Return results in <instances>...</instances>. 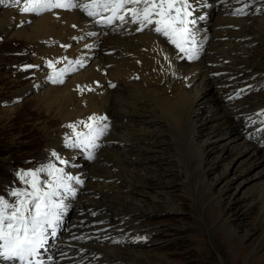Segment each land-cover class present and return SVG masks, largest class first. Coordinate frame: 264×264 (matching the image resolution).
Masks as SVG:
<instances>
[{
    "label": "bare ground",
    "instance_id": "obj_1",
    "mask_svg": "<svg viewBox=\"0 0 264 264\" xmlns=\"http://www.w3.org/2000/svg\"><path fill=\"white\" fill-rule=\"evenodd\" d=\"M260 1L196 0L199 25L195 30L204 47L199 58L191 61L182 59L150 29L137 32V25L119 22L108 25L110 27H99L79 9L53 10L36 17L19 13L15 8L0 16L1 32L30 44H40L41 55L54 62L55 67L48 68L44 75L39 71L37 82L28 83L16 92L43 89L32 100L35 101L34 108L45 111L48 118L60 121L59 126L47 135L53 142V151L69 161L64 166L68 172L74 170L75 175L79 171L84 178L82 185L72 182L77 194L66 200L67 212L61 224L64 230L41 250L39 258L43 264H101L118 260L117 264H141L142 260L138 259L142 253L141 244L127 247V244L117 242L114 235L124 233L126 229L153 231L146 223H134L150 208L147 202L152 194L161 197L167 210L176 209L175 201L165 193L166 190L157 187L154 176L147 171L159 169V164L167 160H173L179 165L178 172L189 176L194 171H203L198 166L203 167V162L208 160L209 152L203 149L210 136L200 141L197 135L202 134L204 128L210 130L212 138L227 136L220 150L228 149L230 141L239 139L234 143L237 154L233 157H239L237 172L226 178L225 186L230 187L234 175L257 167L253 174L242 178L235 186L239 189L245 182L253 180L252 184L257 183L256 192L230 198L231 201H249L247 209L238 217L244 220L256 201L261 203L264 211V141L256 142L245 135L249 129L255 135L256 125L252 126V118L246 117L264 105V98L261 94L257 100L239 99L234 104L228 101L235 88L255 82L258 75L264 76V67L254 65L245 57L260 56L259 47L253 43H264V12L253 15L232 13V8L243 3L252 5L254 10ZM224 4H229L232 11L220 6ZM209 8L217 9L214 22L203 13ZM12 14L13 23L10 22ZM85 44L92 47L85 48ZM33 56L38 66L44 64L37 53L33 52ZM65 57L67 60L62 59ZM80 58L85 60L84 66L76 65L77 70L68 73L64 83L53 84L47 79L63 64ZM161 69L163 73L158 72ZM93 81L102 84L92 87ZM109 83L115 87H109ZM78 86L83 91L78 90ZM208 104L206 116L194 118V114ZM10 110V115L17 111L16 107ZM99 111L109 115V129L97 142L99 147L92 150L94 159L89 160V149L77 155L74 148L65 147L66 135L72 134L67 125L87 120ZM0 117L5 118L3 114ZM237 117L243 119V123H238ZM207 121L211 123L207 124ZM42 128L49 127L44 124ZM83 129L81 125L78 131ZM257 133L264 137V131ZM76 157L79 158L75 160ZM231 165L227 164L225 174ZM187 187L192 192L193 186ZM192 198L198 213L204 216L203 207L208 196L204 199L202 196L199 201ZM212 206L215 205L207 203L205 210ZM217 213L215 211L213 216ZM224 222L228 224L229 221ZM224 241L230 243V239ZM249 246L243 245L239 250L240 259Z\"/></svg>",
    "mask_w": 264,
    "mask_h": 264
},
{
    "label": "rangeland",
    "instance_id": "obj_2",
    "mask_svg": "<svg viewBox=\"0 0 264 264\" xmlns=\"http://www.w3.org/2000/svg\"><path fill=\"white\" fill-rule=\"evenodd\" d=\"M262 1L257 5H261ZM220 6L226 11H232L229 9V4ZM251 8L249 7L250 10ZM7 10L12 11L11 6L0 5V16H4ZM216 11L217 9L209 8L204 9L203 13L209 19L211 18L210 22H214ZM249 14L255 13L252 11ZM19 41L25 42V47H20ZM253 44L259 47L257 52L260 56L254 58L252 55L249 58L250 56L246 55L245 57H248L247 59H250L254 65L264 67V43ZM32 45L26 40L11 38L0 31V115L5 116V118L0 117V196H4L9 201L13 200L8 195L12 188L24 187L16 177L18 170L34 169L49 162L56 163L58 166V161L50 154L53 152V142L47 135L49 131L59 126L60 121L48 118L45 111L34 108L35 101L32 100L43 89L16 92L28 83L37 82L39 79L33 67L25 68L27 65H36L33 53L28 51L35 52L38 46ZM39 67L45 71L48 66L43 64ZM262 78L264 76L258 75L255 81L260 82ZM261 94L264 98V89H256L239 99L257 100ZM11 107L17 109L13 115H10ZM209 107V104L205 105L204 110H199L194 114V118L205 117ZM241 120L243 119L238 118V123H243ZM44 124H47L49 128L44 130L42 128ZM247 133L251 136L249 137ZM247 133L245 135L248 139L256 142L264 141L262 134L258 138V133L254 135L250 129ZM212 136L213 134L207 128H204L202 134L197 135V140L200 141L209 137L203 149L209 152L208 160L203 162V167L198 166L199 169L203 168V171L201 169L199 170L201 172L194 171L190 176L188 173L178 172L179 165L173 160L163 161L159 164V169L153 168L147 171L150 176H154L157 187L166 190L165 193L175 201L176 209L167 210L161 197L157 194L150 195L151 200L147 202L150 208L146 209L145 216L134 222L141 221L146 223L149 229L154 230L148 244L140 245L142 253L138 259L142 260L141 264H264V211L261 203L256 201L257 204L247 212V216L242 220L238 214L247 209L249 201L247 199L230 200L232 197L246 195L251 191L256 192L257 183L252 184L253 180L245 182L239 189H235V186L242 178L253 174L257 167L234 175L229 183L230 187L225 186L226 178L237 172L236 163L239 157L236 158L237 160L233 157L237 154V147L234 143L239 139L230 141L228 149L220 150V145L227 139V136H215L214 138ZM78 158L76 157L75 160ZM228 163L232 165L225 174ZM187 185L193 186L192 192ZM148 188L154 191V188ZM187 191H189L188 194ZM192 196L197 201L202 196L203 199L208 196L203 207L204 216L198 213L196 204L192 202ZM209 202L215 206L205 210ZM215 211L218 213L213 216ZM224 220H228V224H224ZM63 230L60 226L59 233ZM127 230L132 229H126L125 232ZM132 233L133 231L130 232ZM226 239H230L229 244L224 241ZM133 245L134 243L128 242L126 246L132 247ZM243 245L250 246L240 259L239 250Z\"/></svg>",
    "mask_w": 264,
    "mask_h": 264
},
{
    "label": "snow or ice",
    "instance_id": "obj_3",
    "mask_svg": "<svg viewBox=\"0 0 264 264\" xmlns=\"http://www.w3.org/2000/svg\"><path fill=\"white\" fill-rule=\"evenodd\" d=\"M3 3L5 0H0V4ZM9 3L17 7L19 13L36 17L53 10L79 9L97 24L132 23L137 25V32L151 28L165 37L182 54V59L196 60L201 52L195 30V0H9ZM236 14L246 13L243 9H238ZM72 27L75 28L76 25ZM90 47L92 45L85 44V48ZM62 59L67 60L66 57ZM73 65L83 67L84 60L81 58L69 61L64 68L55 71L47 79L53 84L64 83L65 76L77 70ZM47 66L55 67L51 60L47 61ZM32 67L39 66H25ZM109 87L115 85L109 83ZM78 90L83 91L80 86ZM257 115L264 116V109ZM106 121V116L93 113L87 120L67 125L72 129V134L66 135L65 147L89 149L87 159H94L92 150L99 147L97 142L109 129ZM81 125L86 131H78ZM51 155L60 165L69 164V161L62 159L55 151ZM16 177L24 187L10 190L8 195L13 198L12 201L0 196V264H42L38 259L41 250L45 249L50 237L57 236V230L67 211L64 198L75 197L77 190L72 182L82 185L83 180L70 175L64 167H58L52 162L34 169L18 170ZM136 239L146 240L147 237Z\"/></svg>",
    "mask_w": 264,
    "mask_h": 264
}]
</instances>
